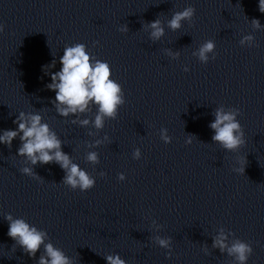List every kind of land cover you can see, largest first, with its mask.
<instances>
[{
    "label": "water",
    "instance_id": "obj_1",
    "mask_svg": "<svg viewBox=\"0 0 264 264\" xmlns=\"http://www.w3.org/2000/svg\"><path fill=\"white\" fill-rule=\"evenodd\" d=\"M189 4L192 20L171 29L172 14ZM157 18L164 35L153 40L147 23ZM253 18L264 24L258 0H0V129L15 128L20 110H39L63 150L96 177L93 188L72 190L50 163L35 166L37 181L19 171V139L11 148L0 144V264H35L14 248L7 212L45 229L74 264H106L104 256L117 252L128 264H235L212 246L221 226L252 242L247 264H264V28L254 30ZM248 33L256 46L239 44ZM207 39L216 42V58L202 64L192 52ZM76 42L109 62L125 93L117 118H105L99 131L58 116L55 93L45 87L51 77L42 66L56 59L49 72L58 70L63 47ZM169 49L180 56L172 59ZM220 105L240 109L246 143L237 152L211 139L208 123ZM86 115L92 120L95 112ZM161 127L170 143L160 139ZM105 133L110 142L94 145ZM136 147L139 160L131 155ZM91 151L97 163L87 159ZM157 235L171 237L170 258Z\"/></svg>",
    "mask_w": 264,
    "mask_h": 264
},
{
    "label": "clouds",
    "instance_id": "obj_2",
    "mask_svg": "<svg viewBox=\"0 0 264 264\" xmlns=\"http://www.w3.org/2000/svg\"><path fill=\"white\" fill-rule=\"evenodd\" d=\"M258 9L264 13V0H258ZM195 12L196 9L192 4L187 5L172 14L168 20V26L173 30L181 28L182 21H191ZM250 24L254 30L264 28V24H261L258 18H253ZM147 27L151 29L149 35L153 40H158L164 35V27L158 18L149 21ZM4 28V23L0 22V33L4 31ZM118 30L127 32V25L120 26ZM93 44H99V41H94ZM239 44L248 47L256 46L255 37L252 33L242 35ZM215 49V40L207 39L192 52V55L200 63L207 64L210 59L216 58ZM167 54L172 59L180 56L179 50L169 49ZM56 64L57 60L53 59L50 64L43 65L42 70L51 77L45 87L55 93L54 98H50V103L58 116L71 117L72 124L81 127L91 125L97 131L104 128L105 118H117L119 108L125 104L126 98L122 85L111 78V66L107 60L98 58L85 43L76 42L63 47V54L59 57V69L49 72V69L54 68ZM183 70L187 72L190 69L184 65ZM91 111L95 112V117L89 120L86 114ZM239 114L238 107L226 108L220 105L213 112L214 119L208 123V127L213 130L212 141L227 152H237L246 143L243 126L237 119ZM13 124L16 125L15 128L0 129V144L11 148L13 140L19 139L20 143L15 155L23 158L24 163L19 169L22 174L41 181L42 177L35 172V166L55 163L64 171L61 182L70 189H79L84 192L95 186L96 177L90 175L86 169L72 159L71 154L63 150L64 140L44 120L39 110L27 112L20 110L13 119ZM93 134L89 132V135ZM159 136L166 144L172 140L165 127L159 129ZM193 137L195 136L189 134L185 143L191 144ZM104 141L110 142L107 133L102 138L96 139L93 144L99 146ZM131 155L133 159L139 160L142 156L140 147L134 148ZM87 159L92 163H97L99 161L98 152H89ZM245 164L246 157L239 158L238 166H234L233 170L243 174ZM99 175L103 177L106 173L100 171ZM117 179L124 181L125 173L119 172ZM3 218L8 223L7 235L14 241V248L19 246L23 253L35 260V264H74L73 258L52 242L45 229L30 223L22 216H14L11 212L4 213ZM153 223L155 224V220ZM229 237H234L231 243L228 242ZM155 240L159 246L167 250L165 256L170 258L173 247L171 237L162 238L157 235ZM212 246L221 252L226 251L234 258L235 264H247L254 250L252 242L240 239L231 229L225 232L223 226L213 237ZM203 250L207 251L206 245ZM37 252H39L38 257ZM104 259L106 264H128V261L118 252L107 254Z\"/></svg>",
    "mask_w": 264,
    "mask_h": 264
}]
</instances>
